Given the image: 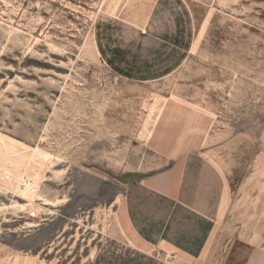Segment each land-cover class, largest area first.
Returning a JSON list of instances; mask_svg holds the SVG:
<instances>
[{
	"label": "rangeland",
	"instance_id": "374dc122",
	"mask_svg": "<svg viewBox=\"0 0 264 264\" xmlns=\"http://www.w3.org/2000/svg\"><path fill=\"white\" fill-rule=\"evenodd\" d=\"M168 102L226 182L198 264L263 260L264 0H0V264H161L115 211Z\"/></svg>",
	"mask_w": 264,
	"mask_h": 264
},
{
	"label": "crops",
	"instance_id": "0c3cea01",
	"mask_svg": "<svg viewBox=\"0 0 264 264\" xmlns=\"http://www.w3.org/2000/svg\"><path fill=\"white\" fill-rule=\"evenodd\" d=\"M207 123L209 117L194 107L171 102L162 107L147 145L167 165L129 182L115 211L116 227L136 250H168L179 264L208 257L227 188L222 174L198 152ZM259 255L263 259L264 253Z\"/></svg>",
	"mask_w": 264,
	"mask_h": 264
},
{
	"label": "bare ground",
	"instance_id": "6f19581e",
	"mask_svg": "<svg viewBox=\"0 0 264 264\" xmlns=\"http://www.w3.org/2000/svg\"><path fill=\"white\" fill-rule=\"evenodd\" d=\"M199 20V19H198ZM230 94V93H229ZM20 145V144H19ZM6 146H8V145H6ZM11 146V145H10ZM23 146V145H22ZM13 148V147H12ZM21 157V156H20ZM2 160V159H1ZM19 160H17V162H18ZM21 163V162H20ZM23 186H24V190L26 191L27 189H31L32 188V184H31V182H29V181H25L24 183H23ZM31 194V193H30ZM39 197V196H38ZM29 198V197H28ZM41 198V197H40ZM32 201H33V199H30V203H32ZM43 201H44V204H53V202H52V200H50V199H47V198H43ZM35 202V201H34ZM30 203H27V204H21L20 205V207H22V208H25L27 205H29ZM37 205V204H36ZM36 205H35V207H36ZM38 206H40V204L38 205ZM33 207H34V205H33ZM41 207H42V205H41ZM46 208V207H45ZM49 210V209H48ZM51 210V209H50ZM49 210V211H50ZM53 211V210H52ZM47 214V213H46Z\"/></svg>",
	"mask_w": 264,
	"mask_h": 264
},
{
	"label": "built area",
	"instance_id": "2783aa9c",
	"mask_svg": "<svg viewBox=\"0 0 264 264\" xmlns=\"http://www.w3.org/2000/svg\"><path fill=\"white\" fill-rule=\"evenodd\" d=\"M161 264H175L172 254H166L165 258H158Z\"/></svg>",
	"mask_w": 264,
	"mask_h": 264
}]
</instances>
